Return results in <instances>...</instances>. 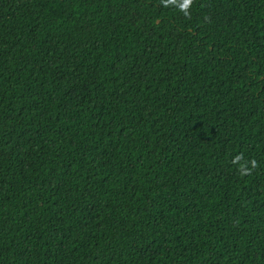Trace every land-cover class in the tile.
Masks as SVG:
<instances>
[{"label":"trees","instance_id":"trees-1","mask_svg":"<svg viewBox=\"0 0 264 264\" xmlns=\"http://www.w3.org/2000/svg\"><path fill=\"white\" fill-rule=\"evenodd\" d=\"M0 264H264V0H0Z\"/></svg>","mask_w":264,"mask_h":264}]
</instances>
